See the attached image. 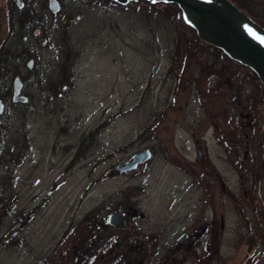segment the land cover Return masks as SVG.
I'll use <instances>...</instances> for the list:
<instances>
[{
    "label": "rangeland",
    "instance_id": "1",
    "mask_svg": "<svg viewBox=\"0 0 264 264\" xmlns=\"http://www.w3.org/2000/svg\"><path fill=\"white\" fill-rule=\"evenodd\" d=\"M11 1L0 0V56L4 59L0 74L6 70L12 75V82L16 74H21L26 100L15 99L13 89L11 93L2 90L6 106L0 112V208L5 210L0 216V230H8L9 240L22 227L18 222L24 217V208L34 207V189L47 188L56 178H62L56 184L54 206L49 204L48 212L41 211L34 216L24 238L0 244V264H29L30 259L47 253L50 235L52 232L59 234L67 209L76 204L84 189L91 193L114 191L118 186L116 179L109 176L100 180V175L116 159H108L107 153L110 154L116 145H122L136 128L146 126L147 117L155 112L167 111V116H173L174 107L179 110L181 104V111L195 112V118H203L209 113L220 117L223 110H227L233 126L237 123L241 103L243 109L244 105H253L251 108L258 110L260 121L245 125L249 118L240 120L243 122V158L251 163V155L244 156L245 133L251 134L260 127L264 139V85L256 71L249 66H239L237 61L226 56L231 60L233 82L232 85L226 81L222 85L216 83L210 89L214 91L216 105L209 101L199 103L197 98H192L186 91L188 87L198 88L196 96L205 98L207 94L203 88L208 79H213L202 73L201 66L215 64L217 68L221 61L211 54L210 45L195 38L198 33L184 23L176 10L177 3L160 1L154 7L143 9L126 6L128 3L66 0L67 7L53 10L50 0H35L37 8L46 12L49 36L34 28L26 36L18 37L24 41L20 42L15 35H10V28L14 29L8 20L7 7ZM145 1L135 3L148 6ZM243 5L249 14L264 16V0H243ZM25 44L30 47L27 52ZM182 49L189 52L200 49L201 52L192 56L197 57L198 64L195 65L198 68H195L194 76L184 81L182 101L176 103L181 82L178 77H171L169 66L172 55ZM188 51H185V57ZM189 61L187 65L192 63ZM41 77L43 82H35ZM187 100H191L189 104L194 107L188 108ZM100 120L104 126L98 132ZM150 120L154 121L153 116ZM220 125L225 127V123ZM97 141L105 151L102 164L97 160L102 154L97 151ZM54 144L70 145L71 159L74 154H80L74 166L64 174L63 162H59L60 152H56L52 160L54 154L50 146ZM123 154L124 150L118 156ZM244 163L243 175L249 176L250 181H254L255 174L257 178L264 177L263 170L258 174L254 168L245 169ZM221 169L225 175L230 173L227 175L231 178L236 175L233 169L231 172ZM232 183H237L234 178ZM261 186L264 191V183ZM252 190L253 187L249 189ZM23 201L25 205L19 206ZM243 224L244 230L248 231L244 219ZM248 245L242 241L238 247L233 246V259L253 264L245 261L252 252Z\"/></svg>",
    "mask_w": 264,
    "mask_h": 264
},
{
    "label": "flooded vegetation",
    "instance_id": "2",
    "mask_svg": "<svg viewBox=\"0 0 264 264\" xmlns=\"http://www.w3.org/2000/svg\"><path fill=\"white\" fill-rule=\"evenodd\" d=\"M13 1L22 5V0ZM11 2L7 7L10 14L8 18L15 11L20 12ZM9 23L12 22L9 20ZM10 29L13 37L15 34ZM17 35L20 37L23 34ZM11 37L6 39L5 46ZM18 41L23 42L21 39ZM210 46L211 54L217 56L221 63L217 68L215 64L204 63L201 66L202 73L213 78V82L208 79L203 88L206 97L196 96L198 88L188 87L186 91L199 103L209 101L216 105L212 95L214 91L210 89L216 83L222 85L225 81L232 85L231 60L226 59V56L231 57L222 48ZM185 51L188 50L172 53L174 55L169 66L171 77H178L181 82V85L178 84L176 103L182 101L184 81L194 76L193 72L198 68L195 65L198 59L192 56H198L201 52L200 49H191L185 57ZM1 57L0 63H3ZM188 60L192 62L189 65ZM235 61L239 66L245 65ZM20 75L16 74L12 82V75L7 76L5 70L4 74H0V87L12 85L15 95L14 83L20 79L22 97L18 100L25 102L26 96L22 92L24 82ZM35 82H39V79ZM0 98L6 106L3 95ZM189 102L191 100L186 101ZM241 104L237 123L233 126L227 110H223V116L220 117L209 113L203 118H195V112L181 111V104L179 110L174 107L171 112L173 116L161 111L147 117L146 126L136 128L122 145H116L110 154L107 153L108 159H116L100 175V180L113 177L118 183L115 190L91 193L84 189L76 204L67 209L68 214L60 226L59 234L54 235L52 232L50 235L47 253L30 259L32 262L29 264H243V259H233L231 251L233 246L238 247L242 241L247 242V245L250 242L248 247H252L245 261L264 263V191L261 186L264 177L257 178L255 174L254 181H250L249 176L243 175V161L245 169L254 168L258 174L264 171L263 129L257 127L251 134L245 133L244 156L248 158L251 155L249 163L243 158V122L240 120L247 117L249 120L244 124L253 125L260 121L261 116L258 110L251 108L253 105H247L248 108L244 105L243 109ZM187 107L194 106L190 103ZM151 116L154 121L150 120ZM220 123H225V127ZM98 124L99 132L104 122L100 120ZM96 146L97 151L102 153L97 159L102 164L105 151L98 141ZM50 149L54 154L52 160L56 152H60L59 162H63L65 170L62 174L73 167L80 156L76 153L71 159V147L67 144H54ZM123 150L124 154L118 156ZM139 152H142L141 160L127 167V163ZM221 168L227 172L233 169L236 175L231 178L227 175L230 173L223 174ZM61 178H56L47 188L34 189V207L24 208V217L18 222L22 227L10 236L11 240L6 235L7 229L0 230L1 245L10 244L18 237L24 238L34 216L41 211L48 212L49 204L54 206L52 200L56 184ZM233 178L236 185L232 183ZM252 187L253 190L249 191ZM24 205L23 201L19 206ZM4 210L0 208V216L4 215ZM243 219L248 231L244 230Z\"/></svg>",
    "mask_w": 264,
    "mask_h": 264
},
{
    "label": "water",
    "instance_id": "3",
    "mask_svg": "<svg viewBox=\"0 0 264 264\" xmlns=\"http://www.w3.org/2000/svg\"><path fill=\"white\" fill-rule=\"evenodd\" d=\"M112 1L127 4L134 0ZM160 1L177 3L184 20L197 30L201 39L221 47L231 58L251 67L264 85V26L246 11L232 0H155ZM50 7L57 10L60 7L59 1L50 0ZM249 28L253 29L256 35H253ZM21 87L22 81L16 79L15 99L22 97ZM4 107L5 104L0 98V111H3ZM141 156L142 152L135 154L134 159L126 166H134L141 160Z\"/></svg>",
    "mask_w": 264,
    "mask_h": 264
},
{
    "label": "trees",
    "instance_id": "4",
    "mask_svg": "<svg viewBox=\"0 0 264 264\" xmlns=\"http://www.w3.org/2000/svg\"><path fill=\"white\" fill-rule=\"evenodd\" d=\"M43 1V0H42ZM46 1V0H45ZM59 3H60V6L63 7H67L68 6V1L66 0H58ZM138 1H143V0H138ZM138 1H133V2H129L126 6H136L137 8H143V9H146V8H151V7H154L156 2H150V1H145L146 4H149L148 6H144L142 7V5H139L135 2H138ZM234 3H236L240 8L244 9V5H243V0H232ZM14 2V5L16 7L19 8L20 12L18 11H15L14 15L13 16H10L9 20L12 25V27H14L13 29V32L15 34L16 37H19L17 35V33H22V34H25V36L27 35V33H29V31L31 30H34V28H39L41 29V31H44V36H49L47 33H46V25H45V18H46V12L41 10L42 8H37V4H35V0H22V5H19L17 4V2L13 1ZM46 2H49V1H46ZM107 2H111L112 4H117V5H121L119 3H117L116 1H112V0H102V3H107ZM81 3V2H80ZM135 3V4H134ZM134 4V5H133ZM145 4V3H144ZM246 4V3H244ZM176 5V4H175ZM44 8L47 6H43ZM179 14H181V17L183 18V15H182V10L181 8L177 5V9ZM251 15V14H250ZM257 22H259L260 24H262L264 26V16H255V15H251ZM27 20V22H25ZM184 20V18H183ZM184 23H186V21L184 20ZM190 28H192V30H194V32L197 34V30L192 27L191 25H189L188 23H186ZM21 25V29H19ZM196 39H198V41L200 42H204L206 44H209L207 42H205L203 39L200 38V36L197 34L195 36ZM19 39V38H18ZM23 41V40H22ZM24 42V41H23ZM212 45V44H210ZM215 46V45H213ZM216 47V46H215ZM30 48L27 44H25V52H27V49ZM1 64V63H0ZM7 72V71H6ZM7 76H9V73L7 72ZM43 77H41L39 79V82H43ZM1 88V87H0ZM12 85L11 86H6L4 89L1 88L0 89V95L3 94V91L4 90L5 92L7 93H11L12 92ZM3 98L5 99V97L3 96Z\"/></svg>",
    "mask_w": 264,
    "mask_h": 264
},
{
    "label": "snow or ice",
    "instance_id": "5",
    "mask_svg": "<svg viewBox=\"0 0 264 264\" xmlns=\"http://www.w3.org/2000/svg\"><path fill=\"white\" fill-rule=\"evenodd\" d=\"M153 2H155V0H153ZM247 27V26H246ZM253 35H256L255 31L251 28L248 29ZM259 38V37H258Z\"/></svg>",
    "mask_w": 264,
    "mask_h": 264
}]
</instances>
